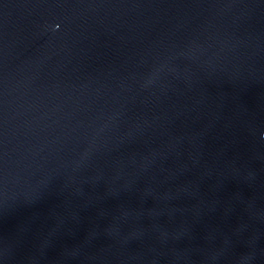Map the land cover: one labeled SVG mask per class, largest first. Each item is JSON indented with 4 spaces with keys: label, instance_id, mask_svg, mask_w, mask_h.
<instances>
[{
    "label": "water",
    "instance_id": "water-1",
    "mask_svg": "<svg viewBox=\"0 0 264 264\" xmlns=\"http://www.w3.org/2000/svg\"><path fill=\"white\" fill-rule=\"evenodd\" d=\"M0 264H264V0H0Z\"/></svg>",
    "mask_w": 264,
    "mask_h": 264
}]
</instances>
